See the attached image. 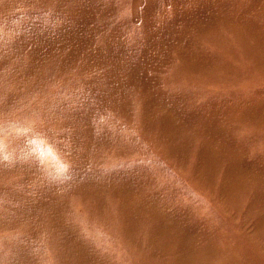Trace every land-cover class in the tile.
I'll return each instance as SVG.
<instances>
[{
	"label": "rangeland",
	"instance_id": "obj_1",
	"mask_svg": "<svg viewBox=\"0 0 264 264\" xmlns=\"http://www.w3.org/2000/svg\"><path fill=\"white\" fill-rule=\"evenodd\" d=\"M0 264H264V0H0Z\"/></svg>",
	"mask_w": 264,
	"mask_h": 264
}]
</instances>
